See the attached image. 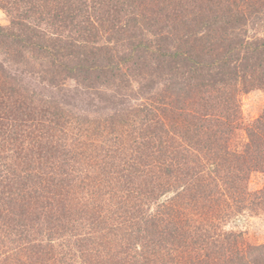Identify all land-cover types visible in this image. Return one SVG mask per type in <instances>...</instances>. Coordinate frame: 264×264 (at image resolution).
Here are the masks:
<instances>
[{"label":"trees","instance_id":"trees-1","mask_svg":"<svg viewBox=\"0 0 264 264\" xmlns=\"http://www.w3.org/2000/svg\"><path fill=\"white\" fill-rule=\"evenodd\" d=\"M0 10V264H264V0Z\"/></svg>","mask_w":264,"mask_h":264},{"label":"rangeland","instance_id":"rangeland-1","mask_svg":"<svg viewBox=\"0 0 264 264\" xmlns=\"http://www.w3.org/2000/svg\"><path fill=\"white\" fill-rule=\"evenodd\" d=\"M8 21L0 10V26H6ZM241 114L243 120L252 121L261 112L264 106V94L259 91L249 92L240 98ZM250 188L257 190L264 186V176L261 174L253 175L250 179ZM226 229H233L243 234L244 238L251 244L264 243V218L245 217L237 226L227 225Z\"/></svg>","mask_w":264,"mask_h":264}]
</instances>
